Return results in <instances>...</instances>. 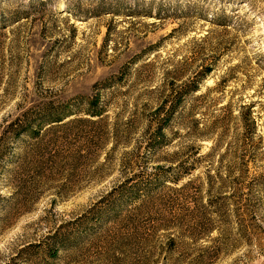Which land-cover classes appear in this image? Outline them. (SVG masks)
<instances>
[{"label":"rangeland","instance_id":"374dc122","mask_svg":"<svg viewBox=\"0 0 264 264\" xmlns=\"http://www.w3.org/2000/svg\"><path fill=\"white\" fill-rule=\"evenodd\" d=\"M176 260L264 264V0H0V264Z\"/></svg>","mask_w":264,"mask_h":264},{"label":"trees","instance_id":"16d2710c","mask_svg":"<svg viewBox=\"0 0 264 264\" xmlns=\"http://www.w3.org/2000/svg\"><path fill=\"white\" fill-rule=\"evenodd\" d=\"M211 222V221H210ZM209 221H204V222H201L200 224H198L194 230L196 229V232L198 230L200 231H203V232H206V233H210L212 230H213V226L211 225V227H209ZM200 227V228H199ZM195 232V231H194ZM200 235H198L197 233V238H199ZM175 244V239H169V243L167 244V248H166V252L164 253L165 255V258H168L170 253L172 252L171 249L173 248V245ZM168 252V253H167ZM168 254V255H167ZM179 260H176V264Z\"/></svg>","mask_w":264,"mask_h":264}]
</instances>
